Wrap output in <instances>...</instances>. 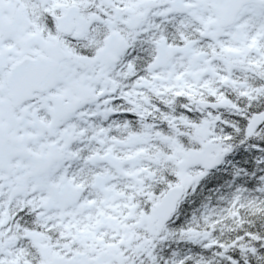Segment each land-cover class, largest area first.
<instances>
[{
	"label": "snow or ice",
	"instance_id": "snow-or-ice-1",
	"mask_svg": "<svg viewBox=\"0 0 264 264\" xmlns=\"http://www.w3.org/2000/svg\"><path fill=\"white\" fill-rule=\"evenodd\" d=\"M0 264H264V0H0Z\"/></svg>",
	"mask_w": 264,
	"mask_h": 264
}]
</instances>
